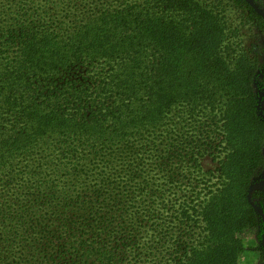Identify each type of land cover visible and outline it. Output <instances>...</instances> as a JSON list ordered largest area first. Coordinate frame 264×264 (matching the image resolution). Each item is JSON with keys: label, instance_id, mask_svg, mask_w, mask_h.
Listing matches in <instances>:
<instances>
[{"label": "trees", "instance_id": "1", "mask_svg": "<svg viewBox=\"0 0 264 264\" xmlns=\"http://www.w3.org/2000/svg\"><path fill=\"white\" fill-rule=\"evenodd\" d=\"M234 2L264 31L249 0ZM223 30L198 0H0V264H121L129 250L148 264H238L241 233H264V193L248 195L264 140L234 149L225 140L236 174L226 171L216 189L196 184L178 205L154 195L166 189L144 169L167 111L201 97L221 104L219 88L229 94L218 118L224 137L235 135L240 107L254 122L249 132L258 124L261 133L251 86L258 60L243 45L229 68ZM49 139L57 141L47 151ZM68 186L77 207L64 202L62 212L73 220L41 210L70 198ZM91 218L118 233L113 243L87 235ZM56 222L66 232L78 225L77 235L61 236ZM173 222L199 228L171 236Z\"/></svg>", "mask_w": 264, "mask_h": 264}, {"label": "rangeland", "instance_id": "2", "mask_svg": "<svg viewBox=\"0 0 264 264\" xmlns=\"http://www.w3.org/2000/svg\"><path fill=\"white\" fill-rule=\"evenodd\" d=\"M203 6L214 11L217 17L221 20L225 39L220 43L219 54L224 59L225 64L230 68L233 67L234 57L236 52L243 45L250 47L249 53L255 56L258 60L257 70L253 77L251 84L253 89V102L255 105V113L263 120V124L260 127L256 124V132L250 133V125L245 116V110L239 108L238 115L234 117L233 127L235 135L233 137H224L223 130L220 128L219 112L225 109L222 101H225L229 94L219 88L218 95H223L221 98V104L207 105L206 98L201 97L198 103L174 105L168 111L165 117L157 122L154 127V140L152 141L150 150L157 152V156L150 157L148 162L144 165L145 171L148 173L147 178L149 180L155 179L159 188H165V196H160L159 192L154 194L159 200L163 198L173 201L176 205L182 202L191 187L196 184L202 186L207 185V189H216L218 186H222L224 181H228V177H225L226 171L231 175L236 174L238 171V161L233 159L232 161L227 158V141H230L232 149L235 147H243L249 145H256L264 140V31H262L258 25L255 24L252 14L240 7L234 2V0H198ZM255 7L264 13V0L258 2L252 0ZM102 3V2H101ZM252 5V4H251ZM253 6V5H252ZM254 8V6H253ZM256 8H254L256 10ZM257 11V10H256ZM258 13V11H257ZM260 14V13H259ZM216 78L222 79L216 75ZM216 81V80H215ZM216 83H218L216 81ZM219 95V98H220ZM205 100V101H204ZM217 105V106H216ZM226 133V131H225ZM147 135L145 133L138 142L141 144H147ZM57 140L49 139L44 146L47 151L51 147L52 143H56ZM249 144V145H248ZM261 155L263 158L259 159L255 164V182L249 189V197L252 198V193L255 190L262 191L264 193V145L261 148ZM145 157V156H144ZM251 157H258L257 152L252 154ZM254 161V160H253ZM253 161L250 163L253 164ZM224 175V180H223ZM255 184L262 185L263 189L251 190ZM49 186V184H46ZM71 186V185H69ZM65 187L67 190H71L73 187ZM200 187V186H199ZM64 187L58 185L57 191ZM48 191L47 189H45ZM70 198H51L45 203H41L40 207L43 212H49L54 209L59 217L60 221L62 216L73 220V216L66 212H62V205L64 202L73 206V190H71ZM50 196L48 192L45 194ZM73 200V201H72ZM72 201V202H70ZM167 201V200H166ZM73 203V204H72ZM77 207V206H73ZM72 211V209H71ZM73 213L74 210H73ZM61 215V216H60ZM261 216V215H260ZM127 222L134 219L133 215L128 212L125 216ZM100 218L86 219L83 223L86 224L85 230H88L87 235H92L93 232L102 233V237H105V241H114V235L118 234L113 232L111 227H104L98 225L96 222ZM94 220L93 224L92 221ZM261 220H264L261 216ZM52 222V220H51ZM75 222V221H74ZM73 222V223H74ZM191 222H189L190 224ZM179 224L173 222L171 224L172 234L174 236L179 231L181 226L185 229H197L198 226L192 224ZM84 226V225H83ZM81 226V229L83 228ZM54 227L59 228L61 236H70L73 238L77 234L78 225H73V230H67L68 226L56 222ZM69 229V228H68ZM244 244V252L242 253L238 264H264V233H259V226L245 230L241 233ZM153 243V241H152ZM154 244V243H153ZM138 251H125L120 257L123 259L121 264H148L144 258L140 259L137 255ZM59 252L49 253L48 256L57 257ZM153 256V255H152ZM151 256V257H152ZM47 257L43 255V258ZM58 259V258H57ZM56 264V263H54Z\"/></svg>", "mask_w": 264, "mask_h": 264}, {"label": "water", "instance_id": "3", "mask_svg": "<svg viewBox=\"0 0 264 264\" xmlns=\"http://www.w3.org/2000/svg\"><path fill=\"white\" fill-rule=\"evenodd\" d=\"M249 2L254 6V8H256L254 3L252 2V0H249ZM256 10L258 11V13H260L261 15L264 16V13L261 10H259L257 8H256ZM254 189H261L262 190L263 187L260 184H255V185L252 186L251 190H254ZM257 211L262 216V218L264 220V212L262 210L258 209V208H257ZM263 243H264V240H263Z\"/></svg>", "mask_w": 264, "mask_h": 264}]
</instances>
